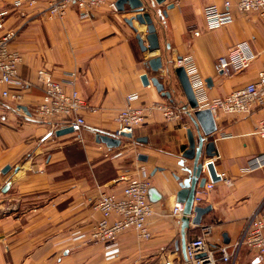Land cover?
Here are the masks:
<instances>
[{"label": "crops", "instance_id": "obj_1", "mask_svg": "<svg viewBox=\"0 0 264 264\" xmlns=\"http://www.w3.org/2000/svg\"><path fill=\"white\" fill-rule=\"evenodd\" d=\"M17 1L0 0L4 23L0 36L16 32L11 48L22 56L19 74L29 86L16 103L1 97L4 87L0 84V264L183 262V214L175 216L173 207L180 182L188 176L185 167H192V161L183 158L188 131L197 136V130L175 74L176 60H194L206 84L205 100L200 102L205 109L257 80L264 65V16L233 9L232 23L208 30L204 8L214 4L222 9L225 0H165L162 4L143 0L160 42V49L150 53L141 51L136 32L127 24L135 16L128 9L103 8L89 18L72 9L60 19L47 14L46 2L17 6ZM134 27L147 45L146 26L134 22ZM241 42H248L256 56L251 67L239 73L230 67L220 69L219 59ZM156 57L161 58L162 69L153 72L148 61ZM41 70L58 81L76 73L74 88L87 103L82 112L86 124L80 133L59 136L57 132L64 128L58 121L36 115L43 96ZM143 75L159 79L171 98L163 97L153 84L144 86ZM133 93L139 95L133 106L145 113L143 124L133 138H121L118 148L98 143L97 134L116 137L115 119ZM158 103L184 108L187 113L181 120L167 121L155 108ZM214 118L217 130L207 142L214 141L216 155H203L202 176L206 184L211 182L206 163L212 161L227 181L214 182V188L195 205L211 210L199 226L190 223L186 244L205 234L215 244L235 243L249 218L257 211L264 213V163L251 167L255 158L264 156V139L254 134L264 120V108L244 116L218 112ZM137 138L147 141L139 143ZM144 175L160 196L150 200L151 238L124 232L113 253L107 242L92 237L103 219L97 200L103 193L120 198L127 184L124 178ZM220 264H264V259L244 247L234 262Z\"/></svg>", "mask_w": 264, "mask_h": 264}, {"label": "built area", "instance_id": "obj_2", "mask_svg": "<svg viewBox=\"0 0 264 264\" xmlns=\"http://www.w3.org/2000/svg\"><path fill=\"white\" fill-rule=\"evenodd\" d=\"M39 2L48 4L47 14L50 17L62 19L69 10L76 9L82 17L89 18L93 12L108 8L116 12L115 0H18L16 5L32 6ZM233 9L242 13H257L264 16V0H225L221 9L211 4L204 8L205 27L215 30L228 25L233 21ZM4 29V23L0 21V30ZM199 35V31L194 32ZM16 38V32L9 30L0 36V84L4 87L1 97L21 102L24 91L28 88L19 74V66L22 56L11 48ZM248 42H241L232 47L228 53L219 59L220 69L232 68L235 72H243L249 69L255 59ZM177 67H183L186 71L193 92L200 102L205 100L206 84L199 75L194 60L191 57L176 60ZM42 83L43 96L36 108V115L42 120H56L62 128L71 127L73 133H80L86 120L82 112L87 108L79 92L74 88L76 73L67 74L63 81L55 80L46 71L39 72ZM66 85L71 90L66 89ZM136 93L127 96V106L122 109L115 121L118 124L116 137L123 138L122 134H134L145 121V113L142 108L134 107L138 100ZM167 121L181 120L187 110L169 103L155 104ZM256 108H264V65L258 72L257 80L249 83L244 88L234 91L225 98L216 99L208 104L214 116L218 112L228 115H248ZM259 138L264 139V120L259 123L255 132ZM264 163V156L253 160L251 167L257 168ZM220 181H227L223 174L216 172ZM127 182L123 195L117 198L103 193L97 200V208L102 212L103 219L96 225L92 237L100 242H107L108 249L117 253V238L124 232L135 231L139 237L148 240L151 233L148 228V220L154 214L153 204L150 201V180L146 175L143 178H124ZM214 188V182L206 184L196 190L194 206L202 201V196ZM173 214H183V204L176 203ZM113 218V220H111ZM207 234L209 232H206ZM248 248L264 259V213L257 211L248 220L242 235L235 243L215 244L207 239L206 234L197 237L186 244V258L180 261H165L162 264H220L234 262L242 248Z\"/></svg>", "mask_w": 264, "mask_h": 264}, {"label": "water", "instance_id": "obj_3", "mask_svg": "<svg viewBox=\"0 0 264 264\" xmlns=\"http://www.w3.org/2000/svg\"><path fill=\"white\" fill-rule=\"evenodd\" d=\"M158 4H162L165 0H155ZM117 10L120 12H125L127 9L135 13L126 22L131 26L136 32V39L138 45L142 52L155 53L160 49V42L157 33L156 26L154 24L153 16L150 12L146 11V6L143 0H117L116 2ZM172 8V6H169ZM134 22H137L140 26H146L147 35L145 39L147 45L145 44L144 38L142 37L140 31L134 27ZM148 67L153 72H158L162 69V60L160 57L150 59L148 61ZM176 77L179 81L180 87L187 99L188 105L193 110L192 122L197 130V136L190 129L188 131V148L183 153V158L192 161V167H185V171L188 176L182 182H180V191L176 195V200L178 203L183 204V218H182V242L183 246H186V230L189 228L190 223L195 226H199L202 222V218L206 215L211 207L194 206V198L196 194L197 187L203 188L206 185V178H204V161L202 160L203 155L207 158H213L216 155V148L214 141L207 142V139L216 132L217 127L215 123V118L211 110L200 109L197 98L193 92L192 86L183 67H177L175 69ZM141 80L144 86L153 84L157 91L162 94L163 97L168 99L171 98V92L165 89V86L157 78L149 79L147 75H143ZM208 85H212L210 80H207ZM71 127L61 129L57 132V135H66L72 133ZM124 138H133L132 134H122ZM96 141L98 143L104 144L106 147L113 149L120 147L122 139L119 137H113L106 134H97ZM147 140L145 138H137L136 142L145 143ZM141 160H146V157L140 156ZM184 164V160L181 162ZM6 168L5 171H8ZM206 170L210 176L212 182L219 181V177L216 175L215 166L212 161L206 163ZM159 195L156 190L150 189V200L156 201L159 199ZM191 215H194L190 219ZM228 242V240H226Z\"/></svg>", "mask_w": 264, "mask_h": 264}]
</instances>
